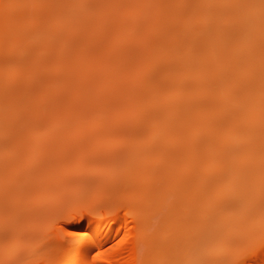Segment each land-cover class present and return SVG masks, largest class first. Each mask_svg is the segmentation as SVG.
I'll list each match as a JSON object with an SVG mask.
<instances>
[{
    "label": "rangeland",
    "instance_id": "1",
    "mask_svg": "<svg viewBox=\"0 0 264 264\" xmlns=\"http://www.w3.org/2000/svg\"><path fill=\"white\" fill-rule=\"evenodd\" d=\"M91 1L68 0L70 18L51 26L69 36V47L52 40L34 56L32 44L10 41L0 52L7 79L31 71L54 78L0 97V264L33 255L66 262L69 236L60 226L85 204L105 212L120 206L109 223L121 232L161 231L165 213L193 217L190 191L167 190L159 206L137 183L143 167L164 158L159 145L205 133L220 153L232 150L214 162L226 172L206 192L213 198L205 214L219 198L240 191V200L215 205L203 229L190 221L172 234L182 245L169 249L193 253L182 264H261L253 253L264 238V0H103V11ZM84 37L90 43L81 47ZM22 49L26 60L14 61ZM252 161L246 189L228 170ZM192 225L206 242L198 252L187 242ZM164 247L154 264H171Z\"/></svg>",
    "mask_w": 264,
    "mask_h": 264
},
{
    "label": "bare ground",
    "instance_id": "2",
    "mask_svg": "<svg viewBox=\"0 0 264 264\" xmlns=\"http://www.w3.org/2000/svg\"><path fill=\"white\" fill-rule=\"evenodd\" d=\"M50 1L58 2L59 8H49V5L47 4ZM104 1L93 0L90 4L97 7V9L99 8L101 10L102 8L103 11ZM67 2L68 0H0V52L1 50L4 51L5 47L8 45V42L10 43V41L14 42L16 45L27 44L28 46L32 44L35 50L34 56H37V53H40L43 51V49L51 46L52 40H61L63 42V46L67 48V46L71 43L69 36L51 30L53 28L51 26L54 23L56 24L57 21H60L61 19L65 21L70 18L69 14L63 10ZM79 8H83V5L80 4ZM102 11H99L101 12V15L100 13H98L99 16L97 15L98 18L100 17L99 19L102 17ZM26 17H28L27 21L25 20ZM89 43L90 40L85 37L79 39L78 41V44L81 47L86 46ZM13 50L14 49H10L7 50V52H11ZM24 51L25 50L22 49L21 52H17L21 56L15 57L14 61H25L28 52L24 53ZM62 69L63 68H60V70ZM29 73L30 74L28 76L22 73L12 79H7L5 71H0V97L5 99L6 97L14 96V93H17L15 92V89L23 84H30V82L34 81L37 77L43 79L45 78L48 81L47 84H51V82H53L52 80L54 79L50 77L51 75H48L50 73L47 71L45 73L39 72L40 74L35 73L34 71ZM45 85L43 87L46 88ZM41 86L42 85L39 87ZM34 89L35 88H33V90ZM168 126L171 128V125ZM175 139L176 140L173 142L172 139H170L172 143L168 142V140V143L166 142L164 145H159L166 150L164 158L155 165L145 166L141 169V173L138 176L139 183H137V186H140L139 190L141 192H145V199L156 198L158 204L166 203L163 192L167 190H175L179 191V193L183 191H190V193H192L191 197H195L194 202H196V204L194 206L195 209H198L197 214H195L193 217H190L191 215L189 212L188 213L190 216H185V213L181 214V212H177L175 214H162L158 218V226L162 224L160 227H158L161 229V231H153L149 234H147L146 231L141 228H137L135 230L129 228L125 232H121V225L119 223L114 225L109 223V221L119 218L118 212L120 210V206L105 212L101 210V207L97 208L96 206L85 204L71 210L66 217V226H60V233L62 236H69L68 252L63 256V258L67 257L68 260H66V262L48 261L43 257H37L33 255L26 262L23 261L18 264H105V261H109L110 264H154L160 258L164 257L163 254L166 253L164 246H167V249L172 251L171 253L168 252L170 257H172L171 264H182V262L193 253L189 252L187 249H184L187 250L186 252H179L176 250L173 251L169 249L170 246L175 247V241L178 242V240H174L175 237H173L172 234L175 232L177 233L179 231H184L183 229H185V226L190 221H197L199 223L198 227L200 224L203 225L202 222L208 223L207 218L210 216L208 219H211V217L215 216V205L218 204L220 206L226 202L234 204L238 199L240 200L241 194L239 193L240 191H238L237 193L239 194L236 193L234 198H219L217 201H215L216 204L213 205L214 210L213 207L210 208V210L208 208V214H210L209 216L208 214L206 215V208L203 206L205 203H208L207 201L213 198L206 192H209L210 190L213 191L212 189H215L216 185L221 180V176L223 177L226 172L224 170L217 169L214 162L219 156L225 153L227 155L231 153L232 150L227 149L226 151L220 153V151L215 147V139L213 134H193L192 136H187L183 139L180 137H176ZM150 149L151 148H149V150ZM131 153L133 154L136 152L133 151ZM252 165L253 161L249 163L238 162L235 163L233 168L229 169L228 171H230L232 174V178H237L239 185L241 184L242 187L245 186L246 188L247 184L249 185L253 181L249 174L253 167ZM187 166L190 169H187ZM185 174H187L189 177H185ZM135 185L136 184H134V186ZM195 188H198V191H195ZM214 199L216 200V198ZM242 200L245 201L246 199L244 198ZM161 204L159 206H162ZM212 204H214L213 200ZM177 214L179 216H177ZM148 220L150 221V219ZM196 224L195 226H197ZM193 225L192 227L190 226L191 229L188 231L190 235L187 238V242H191L192 246L196 247L195 251L198 252L199 250L197 251V247L199 248L204 244L205 241L204 239L200 238L201 234L197 235V233L194 232L198 228L195 229V226L193 228ZM187 227L189 226L187 225ZM201 228L199 227V230ZM215 228L216 226L214 229ZM192 231L194 234H191ZM188 232L186 231L185 234ZM70 233H86V236L82 238L80 236H72ZM204 236L207 238L206 235ZM157 237H161V243H153ZM55 241L56 246L58 247L63 246L65 243V239L63 237H59ZM121 241H123V243H121ZM182 242L183 241H181V243ZM187 242L185 245H187ZM181 243L178 242L176 245ZM194 243L196 245H193ZM207 243L213 245L215 242L213 238H210L208 239ZM177 247L179 248L180 245ZM100 251H103L107 254L105 256V261L97 259V252ZM196 256L197 259H201L200 255ZM253 256L256 258V260H261V264H264V238L255 248Z\"/></svg>",
    "mask_w": 264,
    "mask_h": 264
},
{
    "label": "snow or ice",
    "instance_id": "3",
    "mask_svg": "<svg viewBox=\"0 0 264 264\" xmlns=\"http://www.w3.org/2000/svg\"><path fill=\"white\" fill-rule=\"evenodd\" d=\"M70 235L72 236H80V237H85L86 236V233H70ZM121 243H123V241H121ZM107 254L103 251H100V252H97V259L98 260H101V261H105V256ZM105 264H110L109 261H105Z\"/></svg>",
    "mask_w": 264,
    "mask_h": 264
}]
</instances>
